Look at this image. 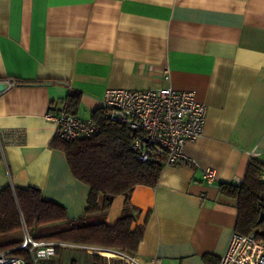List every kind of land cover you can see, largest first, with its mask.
<instances>
[{
	"label": "crops",
	"instance_id": "1",
	"mask_svg": "<svg viewBox=\"0 0 264 264\" xmlns=\"http://www.w3.org/2000/svg\"><path fill=\"white\" fill-rule=\"evenodd\" d=\"M8 78L18 82L0 91V129L20 138L3 144L0 189L39 188L70 220L89 188L52 145L48 109L72 91L82 119L108 88L194 91L207 112L203 134L185 145L190 163L164 165L155 186L129 196L132 227L144 224L135 254L218 264L238 219L218 186L244 178L252 159L264 164V0H0V81ZM208 167L213 184L203 180ZM124 200L114 198L107 224Z\"/></svg>",
	"mask_w": 264,
	"mask_h": 264
},
{
	"label": "trees",
	"instance_id": "2",
	"mask_svg": "<svg viewBox=\"0 0 264 264\" xmlns=\"http://www.w3.org/2000/svg\"><path fill=\"white\" fill-rule=\"evenodd\" d=\"M67 101L72 112L79 101V93L72 91ZM91 118L98 126L95 135L69 141L55 136L52 142L64 152L72 174L89 188L81 216L68 219L64 206L45 199L39 188L7 185L0 189V251H8L10 255L22 257L26 264H33L30 254L18 248L25 228L36 239L98 248L92 254L93 264H108L102 254L104 250L136 253L144 224L132 227L137 214L136 208L129 203V196L136 185L157 184L164 156L151 152L148 161L139 160L131 149V141L140 134H133L125 125L110 120L103 108L95 109ZM262 171L264 164L252 159L242 183H220L218 186L223 195L236 200L235 230L243 234L258 229L264 232V203L259 199L261 183L258 179ZM118 195L125 196L124 205L115 223L109 225L104 215ZM260 211L263 218L258 221ZM110 264L122 262L113 257Z\"/></svg>",
	"mask_w": 264,
	"mask_h": 264
},
{
	"label": "built area",
	"instance_id": "3",
	"mask_svg": "<svg viewBox=\"0 0 264 264\" xmlns=\"http://www.w3.org/2000/svg\"><path fill=\"white\" fill-rule=\"evenodd\" d=\"M168 78V74L166 76ZM11 87L18 81L8 78L2 81ZM102 108L107 117L121 123L136 135L131 141V149L141 161H148L150 153L164 156V165L190 163L185 153V145L197 140L202 134L206 121L207 108L195 98L191 90H176L172 87L127 89L108 88L102 96ZM50 107L46 117L55 126V136L62 140H75L91 137L98 131L93 118L82 119L69 110L67 100L61 102L56 112ZM20 134L10 135L0 129V153L3 144L8 140H19ZM254 154H250L253 156ZM261 190L259 199L264 203V171L259 174ZM203 180L213 184L216 180L212 167L205 169ZM242 182L234 179L235 184ZM68 243L36 239L26 230L18 248L26 250L33 264L49 260L56 254L58 247ZM88 249H98L88 246ZM112 257L119 258L122 264H159L156 257L142 259L137 254H129L112 249ZM108 260V257L106 258ZM0 264H26L22 257L10 255L8 251H0ZM218 264H264V232L260 229L243 234L234 230L225 252L220 256Z\"/></svg>",
	"mask_w": 264,
	"mask_h": 264
},
{
	"label": "rangeland",
	"instance_id": "4",
	"mask_svg": "<svg viewBox=\"0 0 264 264\" xmlns=\"http://www.w3.org/2000/svg\"><path fill=\"white\" fill-rule=\"evenodd\" d=\"M24 230L26 229H23V234ZM84 246L85 245L79 246L76 244L61 246L55 256L49 260L39 261L38 264H93L91 253L88 248ZM102 254L106 256L105 258L108 257L107 263L110 264V259L113 258L112 251L104 250ZM102 254L100 255L102 256Z\"/></svg>",
	"mask_w": 264,
	"mask_h": 264
},
{
	"label": "water",
	"instance_id": "5",
	"mask_svg": "<svg viewBox=\"0 0 264 264\" xmlns=\"http://www.w3.org/2000/svg\"><path fill=\"white\" fill-rule=\"evenodd\" d=\"M4 87H5L4 83L0 81V91H2L4 89ZM262 218H263V212L260 211L258 221H260Z\"/></svg>",
	"mask_w": 264,
	"mask_h": 264
},
{
	"label": "bare ground",
	"instance_id": "6",
	"mask_svg": "<svg viewBox=\"0 0 264 264\" xmlns=\"http://www.w3.org/2000/svg\"><path fill=\"white\" fill-rule=\"evenodd\" d=\"M259 178V177H258ZM242 181H243V178H242ZM233 183H234V180H233ZM242 183V182H241ZM235 184V183H234ZM240 184V183H239ZM236 185H238V184H236ZM100 249H105V248H100ZM18 257V256H17Z\"/></svg>",
	"mask_w": 264,
	"mask_h": 264
}]
</instances>
